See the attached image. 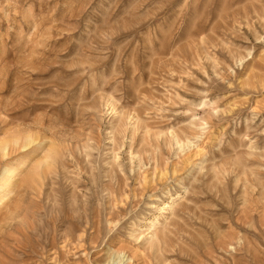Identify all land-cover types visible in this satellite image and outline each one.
I'll return each instance as SVG.
<instances>
[{
  "label": "rangeland",
  "instance_id": "obj_1",
  "mask_svg": "<svg viewBox=\"0 0 264 264\" xmlns=\"http://www.w3.org/2000/svg\"><path fill=\"white\" fill-rule=\"evenodd\" d=\"M0 264H264V0H0Z\"/></svg>",
  "mask_w": 264,
  "mask_h": 264
}]
</instances>
